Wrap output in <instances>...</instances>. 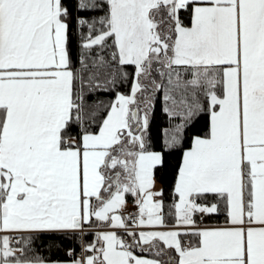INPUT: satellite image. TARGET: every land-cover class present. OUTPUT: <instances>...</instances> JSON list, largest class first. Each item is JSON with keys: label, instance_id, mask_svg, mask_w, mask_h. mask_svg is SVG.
Instances as JSON below:
<instances>
[{"label": "snow or ice", "instance_id": "snow-or-ice-1", "mask_svg": "<svg viewBox=\"0 0 264 264\" xmlns=\"http://www.w3.org/2000/svg\"><path fill=\"white\" fill-rule=\"evenodd\" d=\"M0 264H264V0H0Z\"/></svg>", "mask_w": 264, "mask_h": 264}, {"label": "trees", "instance_id": "trees-1", "mask_svg": "<svg viewBox=\"0 0 264 264\" xmlns=\"http://www.w3.org/2000/svg\"><path fill=\"white\" fill-rule=\"evenodd\" d=\"M164 124V116L162 112H160L159 108L157 107L155 114H154V119L152 120V134L156 135L158 132V127H163ZM79 250L77 246V251Z\"/></svg>", "mask_w": 264, "mask_h": 264}]
</instances>
